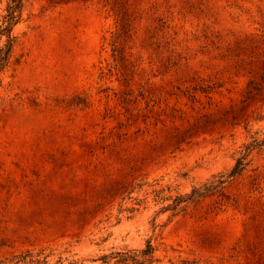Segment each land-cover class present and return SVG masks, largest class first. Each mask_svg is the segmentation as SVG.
<instances>
[{
    "label": "rangeland",
    "instance_id": "obj_1",
    "mask_svg": "<svg viewBox=\"0 0 264 264\" xmlns=\"http://www.w3.org/2000/svg\"><path fill=\"white\" fill-rule=\"evenodd\" d=\"M13 34L0 259L122 264L103 257L152 240L154 264H264V145L226 205L137 204L139 183L189 193L264 139V0H24Z\"/></svg>",
    "mask_w": 264,
    "mask_h": 264
},
{
    "label": "trees",
    "instance_id": "obj_2",
    "mask_svg": "<svg viewBox=\"0 0 264 264\" xmlns=\"http://www.w3.org/2000/svg\"><path fill=\"white\" fill-rule=\"evenodd\" d=\"M23 5L24 0H8L6 13L3 15L2 24L0 25V72L4 71L11 62L17 41L13 30L22 20ZM262 145H264V139L259 140L258 138L253 143L245 145L241 150V156L236 159L235 164L229 172L213 174L205 182L194 185L189 193H181L177 188L162 184L160 181L139 183L137 188L144 193L145 197L138 199L137 204L139 206L146 204L149 198H152L156 205L160 206V213L172 211L173 215H178L182 212L186 213L190 205H198L207 197L218 196L221 198L222 204L226 205L230 202V197L227 194L228 183L247 170L248 165L251 163V159H249L251 152ZM136 210V207H127L122 211L134 212ZM157 250L158 247L152 240H148L143 249L127 250L115 252L108 256L105 255L103 262L109 263L115 257L117 258L116 262L122 264H154L155 262H159V259L156 257ZM54 255V250L47 253L46 247L38 251L27 249L13 256L1 258L0 264H66L61 256L56 262H53L51 257ZM70 264L83 263L74 261L70 262Z\"/></svg>",
    "mask_w": 264,
    "mask_h": 264
}]
</instances>
